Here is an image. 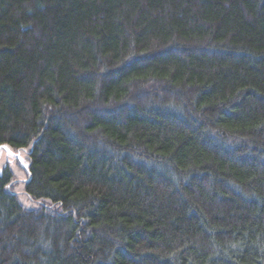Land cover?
<instances>
[{
    "label": "trees",
    "instance_id": "obj_1",
    "mask_svg": "<svg viewBox=\"0 0 264 264\" xmlns=\"http://www.w3.org/2000/svg\"><path fill=\"white\" fill-rule=\"evenodd\" d=\"M0 264H264V0H0Z\"/></svg>",
    "mask_w": 264,
    "mask_h": 264
},
{
    "label": "rangeland",
    "instance_id": "obj_2",
    "mask_svg": "<svg viewBox=\"0 0 264 264\" xmlns=\"http://www.w3.org/2000/svg\"><path fill=\"white\" fill-rule=\"evenodd\" d=\"M12 152L18 154L20 160H18V158H16L15 155H12L11 151L0 149V171L1 168L5 165V163H8L10 165V167L13 170V173L15 174V180H16L15 191L18 193L19 198L23 205L32 206V203L30 202L29 198L23 192L24 189L23 182L27 177L23 164L28 165L27 152L26 150H20V151L12 150Z\"/></svg>",
    "mask_w": 264,
    "mask_h": 264
},
{
    "label": "water",
    "instance_id": "obj_3",
    "mask_svg": "<svg viewBox=\"0 0 264 264\" xmlns=\"http://www.w3.org/2000/svg\"><path fill=\"white\" fill-rule=\"evenodd\" d=\"M4 146H6V145H1V146H0V149H4V150H6ZM6 151H11V154H12V155H15L16 158H18V160H20L18 154L13 153L12 150H10V148H9L8 146H7V150H6ZM23 167H24L25 170H27L28 165H24V164H23Z\"/></svg>",
    "mask_w": 264,
    "mask_h": 264
},
{
    "label": "snow or ice",
    "instance_id": "obj_4",
    "mask_svg": "<svg viewBox=\"0 0 264 264\" xmlns=\"http://www.w3.org/2000/svg\"><path fill=\"white\" fill-rule=\"evenodd\" d=\"M5 147V149L7 150V146H4Z\"/></svg>",
    "mask_w": 264,
    "mask_h": 264
}]
</instances>
